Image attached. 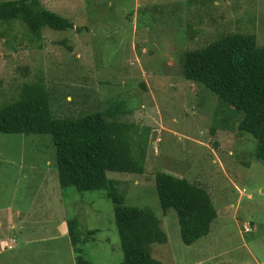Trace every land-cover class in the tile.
<instances>
[{
    "label": "rangeland",
    "instance_id": "rangeland-1",
    "mask_svg": "<svg viewBox=\"0 0 264 264\" xmlns=\"http://www.w3.org/2000/svg\"><path fill=\"white\" fill-rule=\"evenodd\" d=\"M41 1L75 26H46L37 40L21 20L0 22V107L41 80L57 116L105 110L135 124L131 135L146 141L144 172L107 174L121 181L127 204L146 206L161 219L168 240L153 243V255L162 264H264V161L255 157L257 141L238 129V120L222 127L218 96L182 72L186 50L224 33H253L264 45V0ZM157 170L207 188L218 210L209 234L183 242L177 211L163 213ZM52 189L59 198L49 200ZM0 194L4 219L20 220L17 212L40 216L22 239L2 244L0 264H76L72 218L80 232L97 229L83 245L93 264H124L112 200L105 190L61 186L50 134L0 132Z\"/></svg>",
    "mask_w": 264,
    "mask_h": 264
},
{
    "label": "trees",
    "instance_id": "trees-1",
    "mask_svg": "<svg viewBox=\"0 0 264 264\" xmlns=\"http://www.w3.org/2000/svg\"><path fill=\"white\" fill-rule=\"evenodd\" d=\"M13 20H21L37 40L46 26L58 30L75 26L41 0H0V22ZM182 72L218 96L216 118L222 116V127L230 128L238 120V129L257 141L255 157L264 161V45L257 43L255 34L224 33L202 47L186 50ZM20 96L0 107V132L50 134L61 186L105 190L112 200L124 264H162L152 252L153 243L168 240L161 219L146 206L127 204L121 181L107 174L144 172L146 141H135L131 135L135 124L105 110L57 116L51 92L41 80L24 86ZM155 185L163 213L170 208L177 211L184 243L192 244L209 234L218 210L207 188L163 170L155 172ZM78 221L68 220L76 264H93L85 256L83 245L97 229L80 232Z\"/></svg>",
    "mask_w": 264,
    "mask_h": 264
},
{
    "label": "crops",
    "instance_id": "crops-1",
    "mask_svg": "<svg viewBox=\"0 0 264 264\" xmlns=\"http://www.w3.org/2000/svg\"><path fill=\"white\" fill-rule=\"evenodd\" d=\"M3 193V192H2ZM60 193H54L53 189L48 193L49 200H53V198H59ZM1 195V194H0ZM251 197V195H250ZM248 196V198H250ZM19 214L20 220L14 219L13 216L7 219H4L5 217L0 216V253L2 251V244L8 245L9 240L16 241L18 239H22V234H25L24 232H27L26 228L30 225V227L35 226L37 224V220L40 219V216L37 215L35 217L32 216L31 211L30 213L24 212V216L21 214V212H17ZM30 214V215H28ZM28 215V216H27ZM28 217V219H26ZM32 224V225H31ZM9 230L8 233H4L1 229ZM13 235V237H12ZM26 242L30 241V239L24 238ZM11 245V244H9Z\"/></svg>",
    "mask_w": 264,
    "mask_h": 264
},
{
    "label": "built area",
    "instance_id": "built-area-1",
    "mask_svg": "<svg viewBox=\"0 0 264 264\" xmlns=\"http://www.w3.org/2000/svg\"><path fill=\"white\" fill-rule=\"evenodd\" d=\"M244 230L245 231H250V230H252V228H251V226L248 224V223H246L245 225H244Z\"/></svg>",
    "mask_w": 264,
    "mask_h": 264
}]
</instances>
